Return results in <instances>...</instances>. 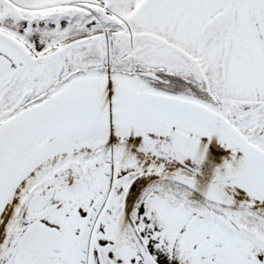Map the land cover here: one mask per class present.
I'll list each match as a JSON object with an SVG mask.
<instances>
[{"label":"snow or ice","instance_id":"obj_1","mask_svg":"<svg viewBox=\"0 0 264 264\" xmlns=\"http://www.w3.org/2000/svg\"><path fill=\"white\" fill-rule=\"evenodd\" d=\"M0 264H264V0H0Z\"/></svg>","mask_w":264,"mask_h":264}]
</instances>
